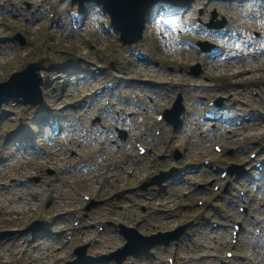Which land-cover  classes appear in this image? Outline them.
<instances>
[{
    "label": "rangeland",
    "instance_id": "374dc122",
    "mask_svg": "<svg viewBox=\"0 0 264 264\" xmlns=\"http://www.w3.org/2000/svg\"><path fill=\"white\" fill-rule=\"evenodd\" d=\"M5 1L0 0V6H3V9L0 8V83L8 80L12 73L18 72L20 76L21 71L30 63L40 60L46 62L42 68L45 81L42 86V102L32 109L23 107L21 103L13 106L14 102L7 100L0 109V183L5 182L8 188L0 189V233L14 232L11 236L0 237V264L4 260L14 264H61L63 251L66 257L64 260L74 261L76 256L69 258L66 253L79 246H86L85 256L97 260L93 264H116V259L124 254L114 253L125 244L117 232L119 225L135 228L141 235L148 236L158 232H173L176 230L175 225L188 223L191 226L178 240L169 241L174 239L172 236L154 240L158 241L151 250L155 259L147 260V255L143 254L136 258L128 257L120 264H160V259L165 260L167 251L173 250L175 245L176 264H224L230 225L233 220L240 219L236 206L241 203L237 197L229 198L228 193L232 192L223 194L221 189L217 193L212 190L214 185L222 183L216 175L204 169L202 160L210 157L223 168L234 164L252 173L251 162H248L249 150L242 144L241 136L234 138L232 134L226 135L220 129L217 132L207 129V122L200 115L203 103L198 99L200 95L205 99L210 98L213 84L225 82L224 88L229 89L232 96L225 97L220 107L221 113L226 108L232 115L235 112L236 116L252 109L251 118L254 120L246 124L251 129L250 145L259 134L257 132L264 134V124L255 122L260 116L264 94V54L259 51L264 30V9L255 7L253 16H250L251 10L244 7L242 2L234 0H229L228 9L224 7L223 0H178L184 2L185 10L170 17L167 15L170 9L156 6L150 12L143 40L134 46L135 51L132 53L118 42L116 33H108L106 29L98 27L97 20L105 21V28L108 27V17L102 14L101 5L94 6L96 4L93 0H83L88 19L78 32L72 31L67 25V5L64 0L60 3L53 1L56 2L54 10L57 15L52 20L47 18L49 9L46 4L39 3L40 0ZM261 6L264 8L263 3ZM91 9L95 10L91 12ZM164 16L167 20L162 21ZM195 18L201 20V23L199 30L193 32L191 26ZM210 22L219 23L221 28H211L212 35L202 37L203 26ZM170 27H174L178 33L174 35ZM181 38H187L190 42L199 39L209 42L212 58L206 55L196 57L194 51L179 44H171L174 39L177 41ZM99 54H107L109 58L101 61ZM84 60H89L91 65H86ZM179 62L185 65L184 70L177 68L172 75L161 76L166 73L163 66L172 65L176 68ZM98 63L109 68L114 81L118 83L113 109L123 115L122 127H117L111 119L110 133H101L99 139L104 140L105 147H98L100 141H92V136L80 138L86 123L77 121L78 114L88 110V114L92 115L99 104L97 98H89L88 107L82 102L101 79V76L91 77L88 72ZM74 68L85 72L82 74ZM193 72H197V75ZM148 78L182 81L186 85L180 94L181 104L185 107L180 127L173 134H170L168 127H164L163 135L171 136L170 141L165 139V144L161 146L162 141L159 145H153L146 138V145L153 148L152 154L164 156L159 166L157 160L152 162L150 170L153 173L159 167L168 169L170 164L179 168L172 175L175 178L173 181L170 178L165 180L168 186L166 191L158 195L150 191V186L143 189L139 183L143 178L148 181L153 175L152 171L147 173L144 169L151 155L135 159L127 157L128 151L134 152L133 131L143 130L148 135L153 128L154 108L172 93L167 94L164 89L148 88L144 84ZM61 80L64 86L59 84ZM192 82L198 84L200 89L205 87L192 90L187 86ZM252 90H258L257 98L252 97ZM110 111L102 120L103 124ZM56 115L59 116L55 122L59 135L52 136L46 128V121L48 118L54 119ZM33 116L37 117L36 121L32 120ZM218 123L222 129L225 123L231 121ZM16 127H27L29 131H41V135H44L43 140L37 138V135L35 144L40 146L35 147L33 155L27 156L22 149L17 150L12 146L9 139L14 136V132L21 134V130ZM115 127L125 131L126 137L123 140L115 139ZM225 136H229L230 140H225ZM171 141L173 145L168 150H178L180 153L175 163L167 156V149L164 148ZM214 142L225 145L222 155L212 152L211 144ZM65 146L75 154L70 156ZM41 148L45 150L44 154H41ZM110 159L114 162L110 172L112 178L102 182L101 173L105 171ZM186 164H191L192 169L185 170ZM128 170L133 171L130 176L127 175ZM248 174L233 175L228 188L230 191L249 188L247 198L252 200V204L248 214L259 219L262 235L255 237L247 221V228L239 234V244L234 249V264H245L248 261V264H264V180L259 189H254ZM25 176H31V181L24 182ZM10 179L18 182L21 180L22 185L16 186ZM111 183L114 184L113 188L109 186ZM195 183L202 185V188L193 190L192 185ZM181 192L186 193V196H181ZM82 194L89 195L95 205L82 212L83 230L74 233L65 245L64 236L72 219L64 211L70 208L79 210ZM197 199H205L222 211L221 220L210 210H206L204 216L220 223L218 228L212 230L210 223L204 224L200 217L193 216L200 214L195 205ZM226 211L229 214L231 211V216ZM27 221L29 224L37 221L36 227L42 228L36 231L35 239L23 253L21 240L26 238L23 226ZM101 224L105 227L102 233L97 230ZM219 238L223 244L221 247L216 243ZM166 241H169L167 245L164 244ZM152 242L138 243L145 246ZM249 243H253L260 256L248 250ZM201 254L205 255L204 260H199ZM79 261L80 264L88 262L85 257Z\"/></svg>",
    "mask_w": 264,
    "mask_h": 264
},
{
    "label": "water",
    "instance_id": "95a60500",
    "mask_svg": "<svg viewBox=\"0 0 264 264\" xmlns=\"http://www.w3.org/2000/svg\"><path fill=\"white\" fill-rule=\"evenodd\" d=\"M108 1H111L110 3H112V7L108 4L106 5V8L109 10V14L111 17V24L121 32V37L124 39V41L130 43L140 39L144 24V13L146 12L147 6L143 7V10H141L137 4H133V1ZM36 77L39 78L38 74L36 75ZM1 100L2 98H0V101ZM180 111H177L175 113V124L178 123V115Z\"/></svg>",
    "mask_w": 264,
    "mask_h": 264
},
{
    "label": "bare ground",
    "instance_id": "6f19581e",
    "mask_svg": "<svg viewBox=\"0 0 264 264\" xmlns=\"http://www.w3.org/2000/svg\"><path fill=\"white\" fill-rule=\"evenodd\" d=\"M242 4H243V6L244 7H247V5L249 4V0H244L243 2H242ZM248 9V8H247ZM248 10H251L250 11V13H251V15L250 16H253V12H254V10H252V9H248ZM249 17H247V19H248ZM262 19L264 20V14H263V17H262ZM262 19H261V22H262ZM261 24V23H260ZM240 73H242V71H239ZM89 203H90V201H89ZM216 243H217V246L219 247H221V246H223V244H221V239L219 238L217 241H216ZM242 244H244V245H247L248 244V242H242ZM217 248V247H216ZM36 249H38V251H39V248L38 247H36ZM21 249H19V251H20ZM248 250L250 251V252H252V254H254L255 256H260L261 254L260 253H258V252H256L255 251V246L253 245V243H249V245H248ZM40 252V251H39ZM248 263H249V261H248ZM248 263H245V264H248Z\"/></svg>",
    "mask_w": 264,
    "mask_h": 264
}]
</instances>
